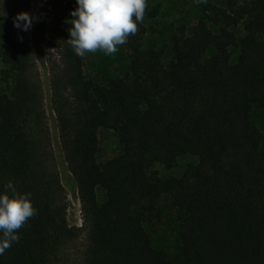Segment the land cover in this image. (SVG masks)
Returning a JSON list of instances; mask_svg holds the SVG:
<instances>
[{
    "label": "trees",
    "instance_id": "trees-1",
    "mask_svg": "<svg viewBox=\"0 0 264 264\" xmlns=\"http://www.w3.org/2000/svg\"><path fill=\"white\" fill-rule=\"evenodd\" d=\"M252 1H205L191 27H173L167 66L161 50L143 46L147 28L137 22L138 33L120 45L130 54L128 71L106 84L85 76L83 58L65 41L64 21L77 6L65 0L51 20L58 59L44 103L26 31L13 26L30 0H0L1 58L14 73L9 94L0 92V194L11 182L36 209L0 264H61L83 229L81 264H264V150L250 118L252 106H264V0L258 9ZM145 15H155L147 3ZM230 47L238 48L233 63ZM99 128L122 144L103 162ZM187 154L198 161L180 176L163 179L151 168L170 169ZM58 163L75 179L80 227L68 224ZM163 197L187 246L172 258L151 245L142 223L160 214Z\"/></svg>",
    "mask_w": 264,
    "mask_h": 264
},
{
    "label": "rangeland",
    "instance_id": "rangeland-1",
    "mask_svg": "<svg viewBox=\"0 0 264 264\" xmlns=\"http://www.w3.org/2000/svg\"><path fill=\"white\" fill-rule=\"evenodd\" d=\"M65 0H30L27 11L33 17L31 29L26 31L27 39L31 47L32 55L36 62L37 72L43 86L44 103L47 101V78L50 73L52 61L58 59L57 44L54 40L52 18L62 7ZM149 8L155 11L154 16L145 15L143 21L147 31L144 37V45L155 47L162 51L164 65H169L174 59L171 35L174 25L184 23L187 27L202 17V4L209 0H146ZM220 6H224L228 0H210ZM263 0H253L252 4L257 7ZM258 14V10L251 17ZM243 23L233 28L237 37L243 35ZM44 31L40 41L39 33ZM42 42V43H41ZM230 62H235L238 54L237 47H230ZM130 54L125 52L120 45L117 52L105 54L102 50L96 53H87L83 57L84 74L87 78L100 80L106 84L115 76H122L128 71ZM14 82V73L2 61L0 48V92L9 94ZM252 122L260 129L262 139L260 149L264 150V106H252L250 112ZM50 125L53 121L49 118ZM98 149L96 160H104L118 156L122 152V144L111 129L99 128L97 130ZM53 149L58 155H63L60 144L55 134L52 138ZM198 159L193 155L178 157L175 165L167 169L159 163H153L151 168L159 172L161 178L180 176L190 164L197 163ZM59 164V163H58ZM59 178L64 187L67 200L66 217L68 224L80 227L82 225L81 206L77 193L76 182L71 173L59 164ZM99 202L106 198L105 191L101 188L96 190ZM160 214L157 216L144 215L142 223L150 243L153 247L162 251L166 257L172 258L178 253L187 250L186 243L176 235L174 228L179 222L178 214L171 209L165 197L157 204ZM85 244V230L74 241L71 248L63 255L61 264H81V254Z\"/></svg>",
    "mask_w": 264,
    "mask_h": 264
},
{
    "label": "clouds",
    "instance_id": "clouds-1",
    "mask_svg": "<svg viewBox=\"0 0 264 264\" xmlns=\"http://www.w3.org/2000/svg\"><path fill=\"white\" fill-rule=\"evenodd\" d=\"M76 5L70 12L72 18L64 21L70 25L65 41L81 58L97 50L117 52L118 45L126 44L129 36L138 33L137 22L143 21L146 9L145 0H76ZM32 23L33 17L27 12L17 13L13 19V26L22 31H29ZM30 197V193L18 192L11 182L0 194V255L13 242H19L18 230L36 215Z\"/></svg>",
    "mask_w": 264,
    "mask_h": 264
},
{
    "label": "crops",
    "instance_id": "crops-1",
    "mask_svg": "<svg viewBox=\"0 0 264 264\" xmlns=\"http://www.w3.org/2000/svg\"><path fill=\"white\" fill-rule=\"evenodd\" d=\"M145 2L147 3V5H148V7H149V4H148V2L145 0ZM143 23H144V21H142ZM145 24V23H144ZM177 25V24H176ZM175 26V25H174ZM174 26H172V27H174Z\"/></svg>",
    "mask_w": 264,
    "mask_h": 264
}]
</instances>
